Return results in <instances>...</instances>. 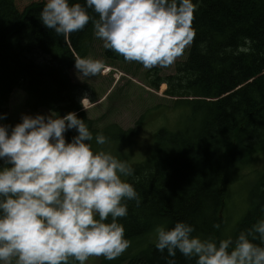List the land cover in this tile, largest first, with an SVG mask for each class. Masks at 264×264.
I'll use <instances>...</instances> for the list:
<instances>
[{"label": "trees", "instance_id": "16d2710c", "mask_svg": "<svg viewBox=\"0 0 264 264\" xmlns=\"http://www.w3.org/2000/svg\"><path fill=\"white\" fill-rule=\"evenodd\" d=\"M16 2L0 0V115L7 116L0 123L21 122L12 117L10 102L22 92L26 115L76 112L93 134V150L110 152L134 170L126 179L139 203L128 201V215L119 218L130 246L113 260L101 256L100 264H167L169 259L195 264L178 251L173 258L156 250L155 229L186 222L194 236L218 243L264 218V175L258 176L250 206L234 227L228 228L226 217L237 172L264 151V0H199L187 59L178 63L175 75L150 82L155 90L165 85L164 94L177 98L172 108L158 107L159 114L189 111L190 116L175 119L172 128L162 125L147 139L141 131L154 114L145 113L134 128L124 130L116 124L98 127L83 111L80 99L88 86L74 84L70 73L76 58L93 53L92 23L57 36L39 20L46 0L23 10ZM104 58L110 65L128 62L105 48ZM76 134L67 132L66 140ZM97 134L107 143L96 144ZM69 264L78 262L70 258Z\"/></svg>", "mask_w": 264, "mask_h": 264}, {"label": "clouds", "instance_id": "9594fccd", "mask_svg": "<svg viewBox=\"0 0 264 264\" xmlns=\"http://www.w3.org/2000/svg\"><path fill=\"white\" fill-rule=\"evenodd\" d=\"M198 8L199 0H46L39 20L65 37L91 22L105 49L152 69L172 65L192 44ZM74 67L80 77L106 71L90 57L76 58ZM95 103L87 94L80 99L86 110ZM71 130L77 134L68 142ZM93 139L76 112L0 123V264L13 258L15 264H69L70 258L85 264L91 256L113 260L130 246L119 218L128 215V201L139 203L126 179L134 170L110 152L93 150ZM95 143L107 138L97 134ZM194 231L186 222L159 226L155 248L173 258L178 251L195 264H264V218L218 243Z\"/></svg>", "mask_w": 264, "mask_h": 264}, {"label": "rangeland", "instance_id": "374dc122", "mask_svg": "<svg viewBox=\"0 0 264 264\" xmlns=\"http://www.w3.org/2000/svg\"><path fill=\"white\" fill-rule=\"evenodd\" d=\"M42 1L45 0H17L16 3L18 8L23 10L32 3ZM190 47L191 45L186 46L183 54L172 65L165 68L146 69L135 61L110 65L104 58L103 41L95 36L93 53L90 58L103 61L106 71L95 77H80L76 69L70 73L74 84L88 86L89 91L83 94H87L90 102L97 101L95 104L87 106V110L83 108L88 118L96 121L98 127L101 128L116 124L124 130H129L136 126L145 113L154 114V117L147 121L145 128L141 131V137L147 139L162 125L172 128L175 119L189 117V111H177L178 116L171 110L159 114L158 107L172 108V104L177 98L164 94L165 85H162L159 90H155L150 86V82L156 77L163 79L175 75L176 66L187 59ZM127 70L131 72L130 75L126 73ZM12 98L10 102L11 115L14 119H20L22 115H26L24 108L26 97L22 92H15ZM143 141L145 144H149L148 140ZM263 173L264 151L255 155L253 162L247 168L237 172L240 176L239 180L229 190L228 214H226V217L230 219L228 228L234 227L248 210L250 206L248 199L254 184L259 175H264ZM228 231L229 229L226 233ZM100 257L91 256L85 264H100ZM10 264H15V258Z\"/></svg>", "mask_w": 264, "mask_h": 264}]
</instances>
